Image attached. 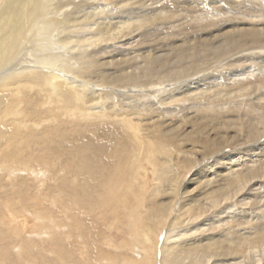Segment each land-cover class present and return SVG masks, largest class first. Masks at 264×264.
Here are the masks:
<instances>
[{
  "label": "bare ground",
  "instance_id": "bare-ground-1",
  "mask_svg": "<svg viewBox=\"0 0 264 264\" xmlns=\"http://www.w3.org/2000/svg\"><path fill=\"white\" fill-rule=\"evenodd\" d=\"M263 188L264 0H0V264H264Z\"/></svg>",
  "mask_w": 264,
  "mask_h": 264
},
{
  "label": "rangeland",
  "instance_id": "rangeland-1",
  "mask_svg": "<svg viewBox=\"0 0 264 264\" xmlns=\"http://www.w3.org/2000/svg\"><path fill=\"white\" fill-rule=\"evenodd\" d=\"M230 151H231V152H234V151H236V150H235L234 148H230ZM263 189H264V188H263ZM263 189H262L263 193L261 194V196H262V197H261V199H262L261 201L264 202V190H263ZM250 199H251V198H250ZM160 255H161V252H159V256H160ZM159 256H158V257H159Z\"/></svg>",
  "mask_w": 264,
  "mask_h": 264
}]
</instances>
